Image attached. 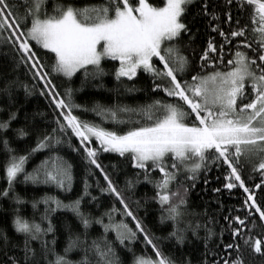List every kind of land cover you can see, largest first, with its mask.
Returning a JSON list of instances; mask_svg holds the SVG:
<instances>
[{
  "label": "snow or ice",
  "instance_id": "6c2138e0",
  "mask_svg": "<svg viewBox=\"0 0 264 264\" xmlns=\"http://www.w3.org/2000/svg\"><path fill=\"white\" fill-rule=\"evenodd\" d=\"M201 35L206 39L197 51ZM104 61L117 62L112 74L120 84L135 81L141 72L148 74L151 102L136 108L121 102L89 107L75 101L77 90L61 92L55 83L56 77L71 81L81 72L103 87ZM21 72L31 86L19 79ZM21 87L25 97L38 91L55 125L23 154L6 135L17 118L18 110L11 109L19 103L15 90ZM125 91H137L135 83ZM0 105V111L9 109L8 118L0 121L7 181L0 199L26 203L15 191L17 183L71 192L73 164L60 154L65 145L80 156L93 179L90 183L85 178L80 195L67 203L52 195L33 198L34 210L44 205L39 220L15 208L14 235L0 228V264H93L89 251L97 257L95 264H124L117 247L132 254L131 264H192L187 257L178 262L161 251L160 238L150 234L106 171L103 153L125 158L138 170L136 182L143 177L153 184L161 222H172L166 239L183 247L191 243V232L203 240L199 264H255L257 256L264 260V0H54L50 11L46 0H0ZM153 110L160 115L154 118ZM86 113L99 122L83 118ZM131 114H142L146 122L132 121ZM106 122L114 127H105ZM124 124L132 126L115 127ZM12 131L24 139L32 129ZM38 151H46V157L29 172L26 164ZM181 168L192 183L179 182L172 189ZM213 168L223 176L222 188L229 194L241 190L242 200L222 216L223 224L207 212L203 224L188 222L189 187H195L201 171L207 183ZM157 170L162 178L151 175ZM93 184L114 203L106 212L108 224L95 219L104 234L88 243L93 219L81 205L85 198L98 201L90 190ZM134 187L133 180L126 181L127 189ZM136 204L139 207V201ZM58 211L71 212L83 228L76 233L68 223L61 224L69 233L63 254L56 251L53 214ZM113 213L131 218L134 226L125 220L113 222ZM109 231L115 232L114 241L108 240ZM137 241L150 246L155 258L146 251L138 255L133 247ZM77 247L85 256L73 261L67 254Z\"/></svg>",
  "mask_w": 264,
  "mask_h": 264
},
{
  "label": "trees",
  "instance_id": "16d2710c",
  "mask_svg": "<svg viewBox=\"0 0 264 264\" xmlns=\"http://www.w3.org/2000/svg\"><path fill=\"white\" fill-rule=\"evenodd\" d=\"M151 2L159 4L161 0H151ZM53 3L54 0H46L49 11L51 10ZM204 39H206V37L203 35L198 37V42L195 46L197 51H199L201 42ZM186 53L191 55V53L187 52V50ZM47 62L50 63V61ZM102 63L104 64L107 72V75L102 78L103 87H97L101 81L91 77L85 78L81 72H78L71 81L56 77L54 78L55 83L61 92H63L65 88L77 90L74 91L75 101L81 104L86 103L89 107H92L95 102H99L100 104L121 102L136 108L138 105H144L151 102L154 94L150 90L152 81L148 74L141 72L137 78H135V81L127 82V84H120L115 80L112 74L114 72V66L117 65V62L104 61ZM19 79L31 86V81L27 79L23 72L19 74ZM133 83H135L137 91L133 93L126 92L125 88L132 86ZM15 95L17 96L19 103L11 110H18V114L17 118L11 122V126L6 135L11 138L12 146L20 150L21 154H23V149L34 147L37 137L46 131L50 132L51 128L55 125L52 123L51 110L47 107V102L44 98L39 96L38 91H33L30 96L25 97L24 90L21 87L15 90ZM8 111V108H5L4 111H0V121L8 118ZM152 114L154 118L160 115V113L156 110H153ZM83 118L99 122V117L94 116L92 113L84 114ZM131 119L134 122H146L142 114H131ZM104 126L109 128L114 127V125L107 122ZM130 126L132 125L124 124L115 127L126 129ZM21 127H28L32 129L29 137L24 139L15 138L12 129ZM72 143L76 144L75 138H73ZM60 154L73 164L74 183L72 191L65 193L59 189L43 184L33 186L31 184L26 185L24 183H17L15 191L23 197L26 203L16 205L14 201L0 199V228H5L9 235H14L11 227V220L13 210L15 208H19L21 215L32 218L35 214V218L39 220L40 215L44 210V205L41 203L37 206V209L34 210L30 203L33 198L40 199L45 195H52L67 203L69 200H74L78 195H80L83 190V181L85 178H88L89 182L93 183V179L85 171L84 164L77 153L73 152L65 145L61 149ZM45 157L46 151L36 152L28 160L26 170L31 172L35 166L39 165L41 161L45 159ZM100 159L102 164L105 166L106 171L109 172L112 179L117 183L118 188H120L122 193L125 195L130 207L136 212L146 228L150 230V234L156 238H160L158 246L161 251L166 256H169L178 262L187 257L191 259L192 264H199V260L203 253L202 239L197 240L191 235V232H188L187 238L188 241H191V243L186 242L183 247H181L175 244L174 240L165 238L168 236V233L173 230L172 222H161L162 211L159 203L154 199L156 189L153 184L144 181L143 177H140L139 182H136L137 177L135 176V173L138 170L134 169L125 158H121L115 153H103ZM3 169L4 155L3 153H0V188L7 186ZM185 174L186 173L182 168L177 170V180L172 182L170 188L174 189L176 184L179 182H183L185 186L190 185L192 181L184 179ZM151 175L154 178H162V174H158V170L157 172H153ZM206 178L207 183H205V174L201 171L199 178L195 181V187H189L187 194L188 214L184 217V219L191 223L199 222L203 224L204 213L207 212L210 216L215 215L219 220V223L223 224L224 221L222 216L228 214L229 209L238 206L242 200L241 190L232 189L231 194H229V190L223 189V176L220 171L215 168L207 173ZM99 179L100 183H103L102 178ZM129 179L135 182V187L131 190L126 188V181ZM214 188H221V191L213 192L212 189ZM90 190L94 196L98 197V201H89L88 198H85L81 205L82 210L90 214V217L93 219V223L88 229V243H91L92 240L97 239L104 234L103 226L95 223V219L102 218L104 224H108L109 217L106 215V212L114 203L111 197L101 194L94 184ZM137 201H139V207H137ZM115 207L120 208L121 206L119 203H115ZM112 219L113 222L125 220L130 227L134 226V222L131 221V218L123 217L117 213H113ZM53 222L57 224L56 251L63 254V249L68 244L69 233L61 227V224L63 222L68 223L76 233H82L83 228L80 226L77 218L68 211H58L53 214ZM199 234L201 237L204 236L203 229L200 230ZM106 235L108 240H115V232L109 231ZM83 238L84 237L81 236V239ZM15 239L19 240L20 238L15 237ZM225 239H227V234H225ZM133 247L138 255L146 251L147 255L155 258L150 246L146 248L143 243L137 241L134 243ZM117 252L124 264H131V253L121 250L119 247H117ZM67 256L73 261H79L85 256V252L82 248L77 247L69 252ZM87 256L93 261V264H95L97 257H95L91 251L87 253ZM0 259H3L2 255H0ZM255 264H264V260L257 256L255 257Z\"/></svg>",
  "mask_w": 264,
  "mask_h": 264
}]
</instances>
